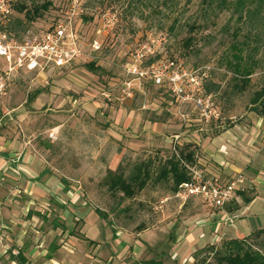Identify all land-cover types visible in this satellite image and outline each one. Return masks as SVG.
Wrapping results in <instances>:
<instances>
[{
  "label": "rangeland",
  "instance_id": "rangeland-1",
  "mask_svg": "<svg viewBox=\"0 0 264 264\" xmlns=\"http://www.w3.org/2000/svg\"><path fill=\"white\" fill-rule=\"evenodd\" d=\"M21 1L30 6L31 0ZM50 1L51 6L41 17L24 23L19 38L31 37L59 20H67L69 1ZM103 13L114 15V23L105 26ZM199 13L198 0L188 5L181 0L179 11L162 7L155 0H81V13L71 19V24L85 57L62 69L20 72L0 96V145L12 140L27 143L60 177L63 190L70 189L78 196L77 211L98 209L106 215L103 221L111 230L102 229L101 224L97 228L102 232L101 242L106 231L110 242L95 252L90 260L93 264H146L150 260L157 264H193L196 253L199 261L206 258L207 263L213 261L205 252L207 246L219 247L228 238L249 233L242 223L236 220L230 224L231 219L225 217L210 225L215 208L198 197L183 202L177 193L168 191L166 184L149 183L132 199L118 204L119 194L109 191L105 183L108 170L114 171L120 165L127 176L140 161L149 159L157 166L172 153L177 155L180 139L181 145L189 144L180 138L173 150L170 134L165 129L162 132L165 126L157 124L151 129L145 120L151 124L168 121L170 129L182 128L186 135L193 131L217 132L233 121L230 116L240 123L248 115L256 116L249 111V101L255 91L264 88V38L261 47L252 53L257 65L250 84L243 93L232 96L231 110L224 112L218 122H190L184 126L173 115L174 102L168 90L149 83L131 97L121 99V83L131 54L139 44L152 41L155 58L176 59L189 70L205 71L206 76L213 69L212 81L220 85L213 95L218 104L222 92H230L232 74L226 71L223 56L233 41L229 31L236 21L230 19L229 12L211 19H201ZM18 17L23 20L22 14ZM193 24L196 28L188 30ZM188 38L191 44L186 47ZM93 41H98V49L92 48ZM89 63L98 70L89 71ZM0 67H6L2 58ZM187 167L200 170L196 162ZM0 188L3 202L1 197L9 193L10 186L4 184ZM3 212L0 211V223ZM98 219L102 221L99 216ZM250 226L264 227V217L251 218ZM213 227L220 229V239H212ZM115 232H119L117 238H113ZM52 235L48 236L49 241ZM66 236L56 234L53 241L62 244ZM109 255L112 259L107 262Z\"/></svg>",
  "mask_w": 264,
  "mask_h": 264
},
{
  "label": "crops",
  "instance_id": "crops-1",
  "mask_svg": "<svg viewBox=\"0 0 264 264\" xmlns=\"http://www.w3.org/2000/svg\"><path fill=\"white\" fill-rule=\"evenodd\" d=\"M230 118L233 121L217 132L193 131L186 135L181 127L180 130L170 129L168 121L151 124L149 120H145L144 124L151 125V129L157 124L163 125L165 127L162 132L165 129L170 134V141L179 135V139L193 144L197 151L195 162L207 177H216L226 182L236 173H243L246 188L244 192L248 200L244 201L241 194H238L227 205L236 209L228 211L215 208L217 212L210 225L225 217L231 219L230 224L239 221L251 233L264 228H250L251 218L264 217V117L248 115L242 123L234 121L231 116ZM153 139L154 142L156 135ZM180 142L181 139L178 146H181ZM47 165V161L33 152L25 142L12 140L0 145V185L10 186L9 193L1 197L3 202L0 205L3 203V206L0 211L4 212L0 229L5 226L2 233L11 249L15 248L20 252L18 256L7 253L5 263L93 264L90 260L95 257V252L103 250V243L110 242L107 231L105 240L101 242L102 232L98 226L101 224L102 229L109 227L103 219L99 221L96 211H77L75 206L78 196L73 195L70 189L63 190L62 180ZM55 208L60 211L56 213ZM219 230L213 227L212 239L221 238ZM62 233L67 235L66 240L62 244L55 243V235ZM51 234L54 237L49 241L48 236ZM112 234L113 238H117L119 232ZM241 237L244 236L236 238ZM111 259L112 256L109 255L107 262Z\"/></svg>",
  "mask_w": 264,
  "mask_h": 264
},
{
  "label": "built area",
  "instance_id": "built-area-1",
  "mask_svg": "<svg viewBox=\"0 0 264 264\" xmlns=\"http://www.w3.org/2000/svg\"><path fill=\"white\" fill-rule=\"evenodd\" d=\"M15 0H0V58L6 67H0V96L6 93L9 82L20 72L44 73L49 69H62L85 57V50L78 34L73 30L71 19L81 13V0L69 1L67 20H59L47 30L28 38L16 40L9 38L1 29L13 13ZM101 20L105 26L114 23V15L103 13ZM92 48L98 49V41ZM155 44H139L131 54V60L124 70L121 83V99L131 97L133 92L141 91L145 83L165 88L174 102L173 115L184 126L190 122L208 125L221 119V110L213 95L207 93L204 81L205 71L187 69L172 58H155ZM179 135L173 137V150ZM189 181L179 186L177 197L181 201L201 198L213 208L222 209L232 203L236 196L244 192L245 178L242 172L226 182L216 177H207L201 170L187 167ZM0 229V264L5 263L7 253L17 256L18 249H11Z\"/></svg>",
  "mask_w": 264,
  "mask_h": 264
},
{
  "label": "trees",
  "instance_id": "trees-1",
  "mask_svg": "<svg viewBox=\"0 0 264 264\" xmlns=\"http://www.w3.org/2000/svg\"><path fill=\"white\" fill-rule=\"evenodd\" d=\"M37 1L31 0L30 6L25 1H14L13 13L1 29L9 38L20 40L18 32L22 30L24 32V23H30L41 17L52 4L50 0ZM155 1L172 11H179L181 2V0ZM192 1L194 0H185V4L188 5ZM198 3L201 19L216 18L223 12H229L230 19L236 21L235 27L229 31L233 41L229 46V51L223 56L225 69L232 74V85L229 89L230 92H226V89L222 92L219 99L220 103H217L222 118L224 112L231 110L232 96L236 97L243 93L250 84V76L257 65L253 60L252 53L257 52L258 48L261 47V40L264 38V0H198ZM20 14L23 15V20L18 17ZM195 28L196 25L194 24L188 26L190 31ZM252 43L254 46H251ZM184 44L188 47L191 44V39L185 40ZM245 51L247 53L244 54ZM87 67L93 73L98 70L93 63H89ZM212 70L207 71L204 86L207 93L214 95L219 91L220 85L212 81ZM261 98H264V88L253 93L249 101V111L264 117V101ZM190 144L179 146L177 155L172 153L163 162H159L157 166H155L154 161L149 159L134 164L127 176L120 165L114 171L108 170L105 181L108 190L119 194L118 204L124 200L132 199L149 183L166 184L170 193H178L179 186L190 179L186 165H193L195 162V147ZM239 194L244 201L248 200L245 192ZM224 209L231 211L236 207L231 209L225 206ZM95 211L101 219H106L103 212L98 209ZM205 252L212 257L213 261L206 263V258L199 261L197 259L198 253H196L192 257L193 264H264V228L257 229L241 238L223 241L219 247L207 246ZM146 264L157 263L150 260Z\"/></svg>",
  "mask_w": 264,
  "mask_h": 264
}]
</instances>
